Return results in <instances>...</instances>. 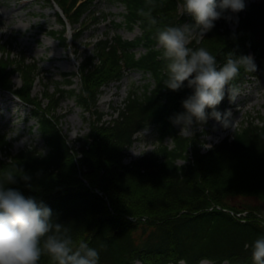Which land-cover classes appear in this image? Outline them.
<instances>
[{"label": "trees", "instance_id": "obj_1", "mask_svg": "<svg viewBox=\"0 0 264 264\" xmlns=\"http://www.w3.org/2000/svg\"><path fill=\"white\" fill-rule=\"evenodd\" d=\"M54 1L63 15L57 14L61 30L50 33L69 47L67 25H78L72 34L77 39L88 21H96L90 10L95 0ZM114 1L125 8L123 23L138 26L141 33L133 40L105 35L93 43L77 72L64 74L68 87L73 78L79 79L78 91L56 83L51 92L44 85L33 94L36 80L43 83L36 61L28 62L22 51L12 53L14 37L0 41V91L30 109L42 142L39 149L9 153V160H0V173L13 165L28 172L31 187L19 177L8 186L45 200L54 219L70 225L78 239L103 244L100 264H251L247 244L264 232V218L258 215L264 212V117L244 121L206 150L202 133L181 135L169 117L182 111L181 99L190 89L173 91L163 85L164 61L154 34L166 24L191 23L192 17L179 15L180 0ZM236 15L234 30L222 17L199 44L221 61L230 50L254 55L257 69L242 70L233 81L240 88L249 78L264 79V0L251 2ZM138 47L144 48L139 55ZM132 70L150 81L131 87L122 106L115 108L117 116L103 120L97 110L101 88ZM14 74L21 80L16 88ZM72 97L89 115V131L77 139L78 147L63 133L57 114L61 100ZM151 126L155 147L124 163L134 135ZM10 148L0 134V150ZM242 212L246 215L238 217ZM39 264L52 261L44 255Z\"/></svg>", "mask_w": 264, "mask_h": 264}, {"label": "clouds", "instance_id": "obj_2", "mask_svg": "<svg viewBox=\"0 0 264 264\" xmlns=\"http://www.w3.org/2000/svg\"><path fill=\"white\" fill-rule=\"evenodd\" d=\"M245 7L246 0H180L179 15L190 14L192 22L166 24L155 32L164 61L163 85L173 91L190 89L181 99L182 111L169 117L180 126V134L194 137L197 127L209 117L222 127L232 126L231 109L221 110L217 105L226 93L230 100L239 95L240 88L233 81L242 70L257 69L255 57L230 50L221 61L199 40L217 19L238 21L236 14ZM18 177L31 187V175L16 165L0 173V264H39L44 255L52 264H100L103 244L97 247L78 239L70 225L54 219L45 200L8 186L16 184ZM258 215L264 218V212ZM247 247L251 264H264V232Z\"/></svg>", "mask_w": 264, "mask_h": 264}, {"label": "rangeland", "instance_id": "obj_3", "mask_svg": "<svg viewBox=\"0 0 264 264\" xmlns=\"http://www.w3.org/2000/svg\"><path fill=\"white\" fill-rule=\"evenodd\" d=\"M254 0H246V6ZM96 21H88L85 31L75 40L72 34L78 32V25L68 26L67 36L71 47L60 44L58 36L50 32L61 29L57 20L58 8L48 0H0V41L14 37L13 54L19 51L25 53L28 62L35 60L39 67L42 82L36 80L32 89L33 94H39L43 86L51 92L56 83L64 88L79 90L78 78H73V85H65L64 74L77 71L78 64L84 57L90 55L92 44L105 35L119 34L122 38L133 40L141 33L138 26L128 28L122 21L124 6L112 0H96L91 6ZM237 21H228V26L235 29ZM115 24H117L115 26ZM159 48V46H157ZM144 51L143 47L136 48L137 55ZM150 81L148 75L132 70L125 73L117 82L103 86L97 98V110L108 121L117 116L115 108L122 106L127 91L131 87H142ZM14 87L21 85L17 74L12 76ZM221 110L231 109L232 126L222 127L219 121L210 117L205 127L198 129L202 133V150L210 148L224 137L237 129L244 121L258 120L264 117V79H251L240 87L239 95L230 100L227 93L218 105ZM60 117V127L68 140L78 147V138L84 137L89 131L88 113L76 105L74 98H64L57 109ZM180 133V126L175 124ZM195 132V133H196ZM0 134H5L11 143L8 151L0 150V160L7 161L8 154H16L23 149L40 148L41 139L36 132L35 120L30 117V109L20 102L14 95L0 91ZM185 135V134H181ZM191 137V135H185ZM156 133L152 126L135 135L134 143L126 150L124 163L151 151L156 144ZM213 137V141L209 140ZM168 145H172L168 139ZM179 160L178 164H183ZM135 264H140L136 262ZM201 264H211L204 260Z\"/></svg>", "mask_w": 264, "mask_h": 264}, {"label": "bare ground", "instance_id": "obj_4", "mask_svg": "<svg viewBox=\"0 0 264 264\" xmlns=\"http://www.w3.org/2000/svg\"><path fill=\"white\" fill-rule=\"evenodd\" d=\"M209 140H210V141H213V137H209Z\"/></svg>", "mask_w": 264, "mask_h": 264}]
</instances>
